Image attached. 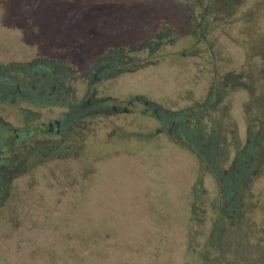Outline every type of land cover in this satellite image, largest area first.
Returning <instances> with one entry per match:
<instances>
[{
	"label": "rangeland",
	"instance_id": "1",
	"mask_svg": "<svg viewBox=\"0 0 264 264\" xmlns=\"http://www.w3.org/2000/svg\"><path fill=\"white\" fill-rule=\"evenodd\" d=\"M208 3L226 25L205 37L191 16ZM167 29L151 62L122 63L147 60L130 49ZM40 57L67 67L66 99L21 107L62 117L89 83L106 106L19 147L0 264H264V0H0V69L22 82ZM135 94L179 111L193 138L141 136L161 121L118 109Z\"/></svg>",
	"mask_w": 264,
	"mask_h": 264
},
{
	"label": "flooded vegetation",
	"instance_id": "2",
	"mask_svg": "<svg viewBox=\"0 0 264 264\" xmlns=\"http://www.w3.org/2000/svg\"><path fill=\"white\" fill-rule=\"evenodd\" d=\"M190 8V3L187 4ZM213 6V5H212ZM210 3L205 6L203 12L200 13V18L197 16H191V29L196 31L201 30L203 36H207L206 32L218 30L222 25V17L218 16L216 7L212 9ZM207 18H211V22ZM221 23H218L220 22ZM160 30V33L156 35V38H150L142 42L140 45L133 47L129 52H134L137 50L148 49L149 57L147 60L142 61L140 59H135V57H130L129 53L125 52L122 57L128 58L122 61V63H133L135 66H140L142 62H151V58L155 53L160 51L166 43H172L173 40H165L170 31L169 29ZM32 59L31 62L27 63L24 67L27 72L26 80L19 81L17 76L10 70V67H1L0 69V103L14 105L20 108L21 111L25 112L26 116L23 119V125H16L8 117V113H0V192L3 191L5 184L10 180L13 172L20 170V161L18 157L19 147H31V151L38 140L35 135L47 127L48 131H62L66 129L67 121H73L75 118L80 117L83 113L88 110L90 112H101L100 107L103 108L106 104H99V99L95 97V93L90 94L91 83L88 84V89L86 94L79 100L66 101L65 104L68 106L69 111L53 120L42 119L41 114L29 107L23 108L20 104L23 101H32L33 106H44L46 101L53 99H66V87L63 86L62 81L67 76L66 69L64 65L59 63H54L53 61L45 62L44 58ZM34 60V61H33ZM118 61V60H117ZM119 63L120 60L118 61ZM23 64V63H22ZM107 64V65H106ZM21 63L18 64V66ZM53 67H51V66ZM112 66L113 63L105 62L102 65H95L93 67V79H99L103 75L107 66ZM79 78L78 75L74 76ZM220 95V92L218 93ZM131 101V102H130ZM141 104L144 106L146 111H150L153 116L158 117L161 121V125L154 131L148 133H141V136L149 138L154 135L155 131L168 133L171 136L178 135L180 137H190L193 138V132L187 129L185 122L179 111H171L170 108H165L161 104L150 100L143 94H135V96L128 99L127 105H119L118 109L128 111L130 105ZM114 105L113 108L116 109ZM0 109L5 112V107L0 105ZM70 127V125H68ZM68 127V128H69ZM180 134V135H179ZM29 152V151H28ZM9 154V155H7Z\"/></svg>",
	"mask_w": 264,
	"mask_h": 264
},
{
	"label": "water",
	"instance_id": "3",
	"mask_svg": "<svg viewBox=\"0 0 264 264\" xmlns=\"http://www.w3.org/2000/svg\"><path fill=\"white\" fill-rule=\"evenodd\" d=\"M131 102V101H130ZM158 131V130H157ZM157 131H155V132H157Z\"/></svg>",
	"mask_w": 264,
	"mask_h": 264
}]
</instances>
